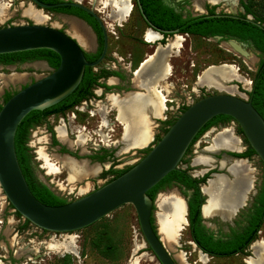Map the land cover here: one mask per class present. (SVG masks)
<instances>
[{
	"label": "rangeland",
	"instance_id": "obj_1",
	"mask_svg": "<svg viewBox=\"0 0 264 264\" xmlns=\"http://www.w3.org/2000/svg\"><path fill=\"white\" fill-rule=\"evenodd\" d=\"M0 2L5 3L10 12L6 17H0V27L29 22L51 25L73 35L87 50H90L89 28L77 19L64 16L61 12L44 10L43 12L48 17L44 20H34L25 14L26 9L30 5L33 6L30 0H0ZM82 2L88 6L96 5V12L102 17L108 30L109 46L107 55L95 67V70H98L99 67L112 68L113 65L115 70H125L126 82L117 84L116 87L110 90L97 85L94 87L95 98L92 97L91 102L89 101L86 104L87 106L85 104L81 105L80 107L83 109L73 108L64 116L57 114L51 117L50 121H44L31 129L28 145L33 154L36 173L57 191L60 197L67 201L77 199L109 181L112 175L110 174L103 178L101 173L112 166L116 169H124L137 163L149 151L147 149L157 142V135L161 136L164 134V129L168 126L164 122L177 117L184 106H188L197 99L214 92H229L249 99V92L252 90L253 79L258 65V60L256 61L255 56L242 57L224 41L214 37L207 38L192 34H182L185 36L182 46L174 51L171 49L166 50V62L172 66L171 75L165 80L163 88L165 89L166 98L170 99H167L166 102L169 111L167 114H161V116L149 112L148 117L155 131L152 143L150 142L143 148L132 147L128 150H123L125 147V142L123 141L124 127L118 123V112L112 108L114 105H111L107 96L113 93L121 97V95H125V91L145 92L141 86H137L135 83L134 74L127 70H135L139 67V63L144 58H148V54L153 53L156 44L151 43L155 46L144 44L145 32L148 27L136 7H132L129 16L118 19L116 18V12L119 6L110 2V0H100L96 4L94 0H82ZM197 6L196 0H192L189 3L192 14L203 11V9L197 11ZM222 10L225 12L234 11L238 14H240L239 12H244L243 7L240 5V0L225 2L218 8L219 12H222ZM75 22L80 23L86 30L79 32L74 29L73 25ZM175 36V34L168 35L162 44L165 46ZM162 39L163 36L161 35L158 41ZM248 50L251 52L250 49ZM158 59L157 57L150 62L140 75L143 85L146 87L159 80L160 75L157 73L156 67L159 62ZM221 64H234L239 68V73L245 80L235 77L226 79L224 84L234 85V88H219L207 83L197 82L199 75L209 66ZM50 71L51 68L45 62L38 61L17 64L7 68L0 67V74H20L16 79H4L0 85V103L4 101L3 96L7 88L12 92L18 91L26 84L33 82ZM101 81L107 82L108 80L101 79ZM111 86L115 85L111 84ZM100 105L105 106L103 110H100ZM103 116L106 117V121L103 120ZM164 116L167 118L166 121L163 119ZM60 124H65L67 135L70 139V141H61V143L70 148L74 157L87 159L91 161L90 165L98 163L101 167L99 172H83L81 175L73 176L72 182H68L67 178L69 175L67 170L56 171L52 169L45 156H42L41 151H44L52 162L57 161V155H67L60 152L61 146L59 144L52 143L50 128L52 127L57 133L56 128ZM227 127L232 128L236 136L235 141L237 142V139H239L241 149L247 150L249 143L239 124L235 120L219 122L200 136L192 145L189 153L184 156V162L180 164L181 168L189 167V172L198 178L202 177L205 172L210 173L216 170L215 172L225 176L229 181L245 177L247 180L254 179L253 189H250V184H247L249 190L247 189L245 201L236 204L232 211L233 213L223 218L233 216L238 207L247 208L252 203L264 174V163L257 154L247 158L248 165L245 166L244 170H238L237 165H235L236 161L223 154L225 151L223 150L224 147L217 146L216 152L220 153L219 156L221 157L218 160L216 157L217 153L208 146L215 135ZM79 134H81V138H79ZM56 136L58 137V135ZM90 156H104V160L100 161L99 157L92 159ZM199 157L203 158L204 161L193 165V159L197 160ZM215 175L211 173L210 177ZM173 191H176L183 199L186 198L182 189L172 184L161 188L154 200V224L160 236L159 203L162 197ZM204 196L205 198L208 197L206 194ZM7 206L8 211H5ZM9 206V201L6 200V196L3 195V190L0 186V229L3 232L5 230V233L0 230L2 233L0 243L3 246L0 247V254L6 256L5 258L0 256V264H22L24 261H27L28 264H161L146 242L140 228L137 212L132 204H125L95 223L77 231H48L28 221V229L22 226L11 235L10 230H13L16 211ZM218 218L211 217L205 220L217 230L225 223ZM180 230V243L182 245L177 248L183 251L186 256L185 264H248L249 261L257 259V252L251 248V245L244 254L230 257H213L204 254L192 241L190 226L187 225V222L181 226ZM27 231L28 235L26 234ZM25 236L28 237V240ZM258 238L264 239V222L261 231L258 233ZM71 241L76 243L78 255L71 253L65 248V245ZM27 243L28 245H26ZM52 243H59L60 245H53ZM27 247L28 260H26L27 256L23 258L20 257L21 255H17L15 259L11 256L12 259H10L8 254L11 255L12 252L13 254L17 252L24 254ZM8 249H10L11 253L8 252ZM169 250L172 254H177L176 250Z\"/></svg>",
	"mask_w": 264,
	"mask_h": 264
},
{
	"label": "water",
	"instance_id": "obj_2",
	"mask_svg": "<svg viewBox=\"0 0 264 264\" xmlns=\"http://www.w3.org/2000/svg\"><path fill=\"white\" fill-rule=\"evenodd\" d=\"M98 1L100 0H94V3ZM130 1L135 6V2ZM30 2L36 10L72 6L89 13L102 29L103 49L99 58L89 61L83 45L73 35L60 28L36 22L0 27V54L46 48L60 56V64L57 68H51L49 73L19 89L0 109V186L4 194L23 217L34 225L53 232L83 229L123 205L132 204L146 242L159 262L180 264L164 244L158 229L154 227L152 217L155 201L148 195V191L170 172L180 168L182 159L197 134L210 120L219 115L231 116L239 124L249 145L264 163L263 115L253 105L251 99H245L234 93L214 92L205 95L188 105L149 152L127 171L77 199L59 205L46 204L35 196L20 165L15 146L17 129L31 111L44 110L73 93L81 83L86 67H96L106 58L109 38L107 26L96 12V5L88 6L82 0H63L56 3H46L41 0H30ZM140 7L143 11L142 5ZM206 16L240 18L264 29V24L256 21L251 15L242 16L234 11H217L214 14L207 13ZM145 18L148 20L146 15ZM149 28L162 36L164 33L188 34L181 33L179 29L167 30L155 26ZM214 38L229 44L230 48L242 57L255 56L243 43L235 39L224 40L221 35ZM145 60L138 68L142 67ZM130 92L138 91H125L123 98ZM206 183H201L203 195L205 194L203 186ZM184 199L187 204L186 218L189 225V205L188 200ZM206 201L207 198L201 205L202 214ZM192 241L204 254L215 256L201 249L193 239Z\"/></svg>",
	"mask_w": 264,
	"mask_h": 264
},
{
	"label": "trees",
	"instance_id": "obj_3",
	"mask_svg": "<svg viewBox=\"0 0 264 264\" xmlns=\"http://www.w3.org/2000/svg\"><path fill=\"white\" fill-rule=\"evenodd\" d=\"M46 3H56L63 0H41ZM143 7V12L148 16L150 21L156 25L159 29L174 30L179 29L181 33H188L192 35H198L202 37H216L221 35L223 39H236L238 41H245L252 43L256 48L260 49L262 54V60L260 62L259 68L255 73L253 79V87L249 92V99L252 100L253 105L258 109V111L264 117V29L255 25L252 22L242 20L240 18L233 17H208L206 14L192 15L184 17L181 12H177L174 8L167 6L163 0H140ZM240 4L244 9V12L240 13L242 16L252 15V17L264 24V0H240ZM48 11L51 12H68L76 14L80 17L87 19L91 25L96 29L100 37V48L96 53H86V57L89 61H94L101 55L103 49V33L99 23L96 19L85 12L84 10L72 6H62L51 8ZM215 11L212 9L209 14H214ZM165 37L171 35L169 33H164ZM164 43V39L160 40ZM46 60L52 68H57L60 64V56L58 53L51 49H35L22 52L6 53L0 54L1 63H16V62H26L29 60ZM119 76L124 78V74L115 69H108L106 67H99L95 70V67L87 66L84 72L81 83L64 100L59 103L48 107L44 110H33L31 111L20 123L16 138L15 146L18 159L24 175L28 181V184L35 194V196L42 202L50 205L64 204L69 201L55 194L50 187L39 180L35 175L34 165H33V154L31 153L30 146L28 145V140L30 136L31 129L43 123L50 115L54 113L65 114L68 110L73 109L74 106L80 104L83 100L94 97V87L103 86L106 90H110L113 87L102 82L101 79H107L110 76ZM15 92H8L5 95L4 103L14 94ZM209 95V94H207ZM3 103V104H4ZM0 104V109L2 105ZM188 106H184L182 111H184ZM177 117L170 119L164 123L168 126L164 129V133L169 129V127L175 122ZM234 120L228 115H219L212 120H210L197 134L192 144L188 148L185 156L189 153L192 145L209 130L212 126L219 122H226ZM50 131L53 134L54 144H60L56 137L55 130L51 127ZM162 136V135H161ZM157 135L156 140L159 141L161 138ZM151 148L147 149L150 150ZM65 151L70 152L68 149L64 148ZM149 152V151H148ZM147 152V153H148ZM146 153V154H147ZM238 157H251L256 154L255 150L249 145L248 149L242 153H231ZM102 161L104 156H90V158H98ZM184 162V158L182 162ZM131 166L124 169H116L113 166L101 173V177H106L107 175H112L109 179L112 180L125 171H127ZM190 168H179L170 172L164 179H162L157 185L148 191V195L155 200L159 190L167 185H180L185 187V191L189 189H194V194L190 200H188L189 205V219H190V231L192 239L198 244V246L204 251L210 253L211 255L218 256H229L233 255L237 250L234 245L236 240L230 242H224L220 245L221 240H214L213 234H208V230L205 225L201 223V205L205 201V196L203 195L199 183H205L210 177V173L204 177H195L189 172ZM108 182V181H107ZM195 202V203H194ZM256 213L252 216L253 225L250 224L244 229L243 232L235 233L234 239L237 237L239 240V251L245 253L249 245L258 238V232L261 229L264 222V180L260 189V193L256 197ZM29 221V220H28ZM154 223V217H152ZM154 227L155 224H154ZM247 235V238H245Z\"/></svg>",
	"mask_w": 264,
	"mask_h": 264
},
{
	"label": "bare ground",
	"instance_id": "obj_4",
	"mask_svg": "<svg viewBox=\"0 0 264 264\" xmlns=\"http://www.w3.org/2000/svg\"><path fill=\"white\" fill-rule=\"evenodd\" d=\"M209 1L212 3H216L233 0ZM110 2L115 3L119 6V9L116 12V18L118 19H123L132 11L133 5L129 0H110ZM196 2L198 3V6L196 7L197 11L202 10L203 0H196ZM8 13H10L8 7L5 5V3L0 2V17L4 18L8 15ZM25 14L33 18L34 20H44L48 17V15L42 10H36L31 5L26 9ZM73 27L79 32L86 30L80 23L76 22L74 23ZM159 36L160 34L152 29H148L146 31L147 40L157 44L158 47L155 53L149 56L147 60H145L141 68H136L135 70H133L135 83L139 84V86H142L145 92H130L124 98H121L119 95L113 93L108 94L107 96V99L109 100L111 105L119 107L120 110V119L122 120L121 122L123 123L124 127L123 141L125 142V147L123 150H128L132 147L147 146L154 139L155 135L152 122L148 117L149 112L154 113L155 115H161L168 108L166 103V94L164 93L165 89L163 88L165 80L171 75L170 71L172 66L171 64L166 62V50L171 49L172 51H174L176 48H180L185 40V36L182 34H176L175 38L165 46L157 43ZM157 57L159 58V62L156 66L157 73L160 75L159 80L154 84L146 87L145 85H143V81L140 78V75L146 68V66L149 65L150 62L154 61ZM19 76L20 74L18 73H12L11 75L0 74V85L3 83L4 79H16ZM232 77L245 80L239 73L238 67H236L234 64H221L213 65L211 66V68L204 71V73H202L201 80H211V82L216 83L217 87L219 88H234V85L224 84L226 79H230ZM104 107L105 106L102 105L100 107V110H103ZM103 120H107L105 116H103ZM56 129L58 135L57 138H59L61 141H70L67 135L65 124L58 125ZM80 135L81 134H79V138H81ZM235 140L236 136L233 133L232 128L227 127L216 134V136L213 138V145L232 149H240V141L238 142L237 139L236 142ZM41 154L42 156H45L52 169L56 171L65 169L68 171V182H72L73 176L75 177L76 175H81L83 172H99L101 168L98 163L90 165L87 160L73 159L68 155H57V161L52 162L50 161L51 158H48L44 151H41ZM198 161L201 162L204 161V159L199 157L197 159V162ZM235 165H237L238 170H244L245 166L248 165V161L236 160ZM253 180V178L247 180L245 177L229 181L225 176L221 174H216L214 177H211L205 184V186H203V190L208 196L206 204L203 208L204 216L206 218H211L218 214L222 217H225L233 213L232 211L235 208L236 204L242 203L246 199V193L248 192L247 184H250V189H253ZM159 206L160 213L158 217L161 224V238L168 249H174L177 251V254H175L174 256L176 257L178 262L180 264H185L186 256L184 255L183 251H181L177 247H180L182 245L180 243L181 237L179 234V230L181 226L187 222L186 201L176 191H173L161 198ZM52 244L60 245L59 243ZM65 248L71 253L78 255L77 245L74 241L66 244ZM251 248L257 252V259L249 261L248 264H264V239H256L251 244Z\"/></svg>",
	"mask_w": 264,
	"mask_h": 264
},
{
	"label": "flooded vegetation",
	"instance_id": "obj_5",
	"mask_svg": "<svg viewBox=\"0 0 264 264\" xmlns=\"http://www.w3.org/2000/svg\"><path fill=\"white\" fill-rule=\"evenodd\" d=\"M134 2H135V6L134 7H136L137 8V10H138V12H139V14H140V16L142 17V19H143V21L146 23V25H147V27H148V29H150L151 30V28H149L150 26L152 27V26H155L156 27V25L154 24V23H152L151 21H150V19L148 18V16L146 15V17L148 18V20L145 18V14H144V12L142 11V9H141V3H140V0H133ZM164 1V3L167 5V6H169V7H172V8H174L177 12H181L182 14H183V16L184 17H186V16H188L189 14H192V12H190L191 10H190V7H189V3L190 2H192V0H163ZM227 2H231V1H227ZM225 2H216V3H212V2H210L209 0H203V11H201L200 13H197V14H192V15H200V14H207V13H209L212 9L215 11V12H217L218 11V8H219V6H221V5H223ZM241 5V4H240ZM242 7V6H241ZM219 12V11H218ZM222 12H225L224 10H222ZM64 16H68V17H74V18H76L77 17V19H79V20H81V21H83V22H85L87 25H89V26H91V30L93 31V33L95 34V43H96V48H95V50L93 51V52H89V51H87V50H85V52H88V53H96L98 50H99V48H100V37H99V34H98V32L96 31V29L93 27V25H91L90 24V22L87 20V19H85V18H83V17H80V16H78V15H76V14H73V13H68V12H61ZM239 13H241V12H239ZM243 13V12H242ZM157 28V27H156ZM147 29V30H148ZM63 30V29H62ZM146 30V31H147ZM145 38H146V40L144 39V44H147V45H149V46H155V45H153V44H151L152 42H150V41H148L147 40V37H146V32H145ZM163 39L165 40V35L163 36ZM224 40H228V39H224ZM236 40V39H235ZM238 41V40H237ZM90 42H92V39L90 40ZM93 42H94V40H93ZM160 42V41H159ZM238 42H240V43H243L244 45H245V47L247 48V49H250L251 50V52L252 53H254V55H255V58H256V61L258 60V65H257V69H256V71L258 70V68H259V65H260V62H261V60H262V54H261V51H260V49H258V48H256L252 43H248V42H245V41H238ZM157 43H158V41H157ZM36 61H38V62H47L46 60H41V59H39V60H29V61H26V62H16V63H1L0 62V67H3V68H7V67H10V66H14V65H17V64H27V63H32V62H36ZM255 61V62H256ZM142 62V61H141ZM141 62L139 63V64H141ZM47 64H48V66L50 67V68H52L50 65H49V63L47 62ZM112 67H114L115 68V66H113L112 65ZM138 68V67H137ZM111 69H113V68H111ZM239 69V68H238ZM127 71H129V72H132L133 73V70L132 69H129V70H127ZM122 73L124 74V78H121L122 79V81L125 83L126 82V73H125V70H123L122 71ZM249 82H250V80H249ZM251 83V82H250ZM27 85V84H26ZM25 85V86H26ZM24 87V86H23ZM253 87V86H252ZM8 92H12L11 90H9L8 88H7V90H5V92H4V96H3V100H5V95L8 93ZM98 95H100V94H98ZM93 98H95V97H93ZM91 100H92V97L91 98H89V99H85V100H83L80 104H77L76 106H74V108H79V109H81V105H83V104H88V102L90 101L91 102ZM4 103V101L2 102V103H0V104H3ZM84 105V106H85ZM87 106V105H86ZM86 108V107H85ZM71 110V109H70ZM88 110V109H87ZM69 111V110H68ZM68 111L65 113V114H68ZM90 112H91V110H90ZM58 113H54V114H52V115H50L45 121H50V119H51V117H54L55 115H57ZM65 114H61V115H65ZM51 132V131H50ZM56 132V131H55ZM51 134H52V132H51ZM56 135H57V133H56ZM57 137V136H56ZM58 139V141L60 142V146H61V148H60V152L62 153V154H69V155H71L72 157H74L73 156V153H72V151H70V148L68 147V146H66L65 144H62L61 143V140L59 139V138H57ZM238 142H239V139H238ZM52 143L54 144V142H53V134H52ZM64 148H66V149H69V151L70 152H67V151H65L64 150ZM248 149V148H247ZM223 150H225L224 152H223V154H226V156H228V157H230V158H232L233 160H235L236 158H249V157H238V156H234V155H232L231 153H233V152H235V153H242V152H244V151H246V150H242L241 148L240 149H232V148H226V147H224V149ZM238 150H240V151H238ZM217 154H216V157L218 158V159H220L221 157L219 156V154H218V152H216ZM91 162V161H90ZM33 165H34V162H33ZM212 169V168H211ZM211 169H209V170H211ZM34 170H35V167H34ZM216 170H213L212 172H210V175H211V173L212 174H219V173H217V172H215ZM209 172H205L204 174H203V176L202 177H204L205 175H207ZM35 175L39 178V180L40 181H42L43 183H45V184H47L41 177H39L38 175H37V173H36V171H35ZM200 178V177H199ZM211 177H209L208 179H210ZM208 179H207V181H208ZM263 180H264V174H263V177H262V182H261V185H260V187H259V189H258V191L256 192V194L254 195V198H253V201H252V203L247 207V208H245V207H238L237 208V210L235 211V213L233 214V216H230L229 218H223L222 216H220V215H215V216H213V217H219L218 219L220 220H222L223 222H225L221 227H219V229H217V230H215L213 227H211V225H209L208 223H207V221L205 220L206 219V217H204L203 216V214H202V211H201V215H202V220H201V223L203 224V225H205V227H206V229L208 230V234H213V237H214V240H221L222 242L220 243V245H223L224 244V242H230V241H234V240H236V242L234 243V245H235V247H236V252L233 254V255H238V254H244L243 252H241V251H239V244H240V242H239V240H237V237L234 239V237H235V233H238V232H243L244 231V229H246V227L250 224V222H252L251 224L253 225V219H252V216L253 215H255V213H256V197L258 196V194L260 193V189H261V186H262V184H263ZM206 181V182H207ZM205 182V183H206ZM48 185V184H47ZM49 186V185H48ZM177 186H179L181 189H182V191L184 192V194H185V196H186V198H187V200H190L191 198H192V196H193V194H194V189H189V190H187V191H185L186 189H185V187H182V186H180V185H177ZM199 186H200V189H201V183H199ZM50 187V186H49ZM50 189L55 193V194H57L58 195V193H57V191H55L52 187H50ZM206 199V198H205ZM9 201V200H8ZM195 203V202H194ZM9 204H10V208H13L15 211H16V209L12 206V204L9 202ZM5 211H8V206L6 207V209H5ZM189 214V213H188ZM19 216H21V217H19ZM154 217V216H153ZM14 222H13V230H10V235L11 234H13V232L14 231H17V230H19L20 229V227H24V228H27L28 229V219H26L25 217H23L19 212H17L16 211V214L14 215ZM209 219V218H208ZM189 221H190V219H189ZM189 226H190V222H189ZM1 230V229H0ZM2 231V233H5V230H4V232H3V230H1ZM261 231V229L259 230V232ZM7 232V231H6ZM191 232V231H190ZM258 232V233H259ZM2 233L0 232V237H1V235H2ZM26 234L28 235V231L26 232ZM25 238L28 240V237L27 236H25ZM245 238H247V235H245ZM1 239V238H0ZM258 239V238H257ZM194 240V239H193ZM256 240V239H255ZM254 240V241H255ZM1 241V240H0ZM8 241V240H7ZM253 241V242H254ZM252 242V243H253ZM251 243V244H252ZM250 244V245H251ZM26 245H28V243L26 244ZM249 245V246H250ZM0 247H3L2 246V244L0 243ZM27 250H26V252L23 254H20V253H14L13 254V252H12V254L10 255V254H8L9 256H10V259H12L11 258V256L13 257V259H15V258H17V255H21L20 257H23V258H25L26 256V260H28V247L26 248ZM8 252L9 253H11V251H10V249H8ZM233 255H229V256H219V257H230V256H233ZM0 256L1 257H3V258H5L6 256L5 255H1L0 254ZM215 256H218V255H215ZM214 257V256H213ZM22 264H28V262L27 261H24Z\"/></svg>",
	"mask_w": 264,
	"mask_h": 264
},
{
	"label": "crops",
	"instance_id": "obj_6",
	"mask_svg": "<svg viewBox=\"0 0 264 264\" xmlns=\"http://www.w3.org/2000/svg\"><path fill=\"white\" fill-rule=\"evenodd\" d=\"M78 21H80L81 23H83L85 26H87L88 28H89V26L85 23V22H83V21H81V20H79L78 19ZM89 31H90V34H88V37H89V40H91L92 39V42H90V50H87L84 46V49L85 50H87V51H89V52H93L94 50H95V48H96V43H95V34L93 33V31L91 30V29H89ZM161 37V34H160V36H159V38ZM158 38V39H159ZM77 39V38H76ZM145 40H146V38H144ZM78 40V39H77ZM93 40H94V42H93ZM79 41V40H78ZM159 42V41H158ZM162 46H163V44L161 43V42H159ZM167 45V44H166ZM157 47H158V45L156 44V46H155V49H154V51H153V53L152 54H148L147 56H151V55H153L154 53H155V51H156V49H157ZM145 59H147V58H144L143 60H145ZM142 60V61H143ZM212 66V65H211ZM211 66H209L207 69H209V68H211ZM106 68H108V69H111V68H109V67H106ZM112 68H114V67H112ZM206 69V70H207ZM205 70V71H206ZM122 72V71H121ZM202 73H204V71L202 72ZM202 73H201V75H199V77H198V83H201V82H203V83H207L208 85L209 84H211V86H216L217 87V85H216V83H214V82H211V80L209 81V80H201V76H202ZM108 80V81H107ZM201 80V81H200ZM106 83L107 84H112V85H117V84H123L124 82L122 81V79L119 77V76H110V77H108V79H106ZM137 84V83H136ZM137 86H139V84H137ZM142 87V86H141ZM144 89V88H143ZM139 92V91H138ZM121 98H123V96L121 95ZM113 109H115V110H117V112H118V117H117V121H118V123H120L121 125H122V127H123V123L121 122L122 120L120 119V110H119V107H117V106H113L112 107ZM158 116H161V115H158ZM220 132V131H219ZM216 136V135H215ZM144 146H142V147H137V148H143ZM209 148H213V150L212 151H217L216 149H217V146H214L213 145V141L212 142H210V145L208 146ZM194 161H193V165L194 164H199V163H201V162H197V160L196 159H193ZM219 160V159H218ZM248 160V159H247ZM236 161V160H235ZM203 162V161H202Z\"/></svg>",
	"mask_w": 264,
	"mask_h": 264
},
{
	"label": "built area",
	"instance_id": "obj_7",
	"mask_svg": "<svg viewBox=\"0 0 264 264\" xmlns=\"http://www.w3.org/2000/svg\"><path fill=\"white\" fill-rule=\"evenodd\" d=\"M167 99H168V98H167ZM168 100H170V99H168ZM81 109H83V108H81ZM168 111H169V108H167V110L164 112V114H167ZM91 113H92V111H91ZM163 119H164V121H166V119H167L166 116H164ZM3 195L6 196V195L4 194V192H3ZM6 200H8L7 197H6ZM13 210H14V209H13Z\"/></svg>",
	"mask_w": 264,
	"mask_h": 264
}]
</instances>
